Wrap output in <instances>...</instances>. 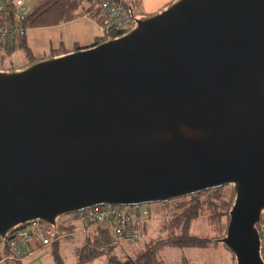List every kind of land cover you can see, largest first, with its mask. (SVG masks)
Returning a JSON list of instances; mask_svg holds the SVG:
<instances>
[{
	"label": "water",
	"instance_id": "95a60500",
	"mask_svg": "<svg viewBox=\"0 0 264 264\" xmlns=\"http://www.w3.org/2000/svg\"><path fill=\"white\" fill-rule=\"evenodd\" d=\"M225 186L219 241L264 264V0H172L112 39L0 68V239Z\"/></svg>",
	"mask_w": 264,
	"mask_h": 264
},
{
	"label": "trees",
	"instance_id": "16d2710c",
	"mask_svg": "<svg viewBox=\"0 0 264 264\" xmlns=\"http://www.w3.org/2000/svg\"><path fill=\"white\" fill-rule=\"evenodd\" d=\"M14 0H8L2 10H0V25H7L14 21L16 13L14 11ZM33 2L32 8L22 19L24 33L13 38L0 37V61L3 58L11 57L17 51L24 52L29 59V63L37 58L28 44L26 31L34 28L54 27L66 22L73 21L85 15H90L99 23L103 19V13L98 8V4L103 0H30ZM125 11H129L135 17L133 7L122 0H113ZM4 2V1H3ZM26 2V1H25ZM129 29L114 34L119 36ZM105 41L101 35L96 38L92 45ZM81 47L76 45L71 51ZM69 52L63 46L51 51L49 56L59 55ZM1 68V67H0ZM232 190L229 186L206 190L191 196L171 200L163 204V221L158 228V235L144 241L142 248L138 243L145 239L151 226V220L144 227L142 238L135 243H127L130 248L110 245L113 240L112 229L109 225L95 222L79 223L83 225L81 229L86 232L84 243L76 249L77 261L73 264H89L97 259H104L105 264H165L159 253L166 247L178 248H219L223 246L220 239L225 236L228 215L231 209ZM152 215V212H151ZM203 220L211 228V234L200 236L192 232L193 222ZM91 227V228H90ZM60 235L70 236L78 232L76 224H69L59 221L55 229ZM60 239L53 245H56ZM110 245V246H109ZM136 246V247H135ZM43 247V246H42ZM41 247V248H42ZM37 247L35 248V250ZM7 250H0V264H8L6 259ZM55 264H71L58 255L54 254ZM9 264H22L21 261H11Z\"/></svg>",
	"mask_w": 264,
	"mask_h": 264
},
{
	"label": "built area",
	"instance_id": "2783aa9c",
	"mask_svg": "<svg viewBox=\"0 0 264 264\" xmlns=\"http://www.w3.org/2000/svg\"><path fill=\"white\" fill-rule=\"evenodd\" d=\"M13 4L16 18L7 25H0V37L2 38H13L24 33L22 19L29 12L30 7L25 0H14ZM4 5L5 2L1 0L0 10ZM98 8L104 16L98 23L100 35L104 40L114 38L115 33L130 29L135 24L136 17L134 18L133 14L125 11L113 0L101 1ZM151 217V209L147 204L101 205L71 213L60 218L59 221L69 224L95 222L109 225L115 241L127 244L135 243L142 238L144 227ZM257 227L261 238L260 255L264 262V212ZM64 236L52 227L33 224L14 232L7 239H0V250L8 251L6 259L9 261H22L35 251L37 245H52Z\"/></svg>",
	"mask_w": 264,
	"mask_h": 264
},
{
	"label": "rangeland",
	"instance_id": "374dc122",
	"mask_svg": "<svg viewBox=\"0 0 264 264\" xmlns=\"http://www.w3.org/2000/svg\"><path fill=\"white\" fill-rule=\"evenodd\" d=\"M3 1L5 3L8 2V0ZM25 1L26 4L30 8H32L33 2L30 0ZM65 30L66 28H34L27 30V36L30 40L29 43L35 52V56L38 58H42L45 56V54H49V40H52L57 44V42L60 40V33L64 32ZM28 63L29 59L25 56L24 52L17 51L11 57L6 56L5 58H3V61H0V67L2 69L19 68ZM163 204L164 203L147 204L152 212V221L150 224L151 228L145 239L141 240V242L138 243L139 248H142L144 246L145 240L156 237L158 235V228L163 221V212L166 210H164V208L166 207H164ZM75 223H77L79 229L78 233L62 237L56 245L52 244L43 246L40 250L32 253L27 261L23 262L22 264H55V253L62 256L67 263H76L77 256L75 251L84 243L86 239V232L82 231L81 229L83 225L79 224L78 222ZM192 232L200 236H208L211 234V228L207 222L203 220H197L193 222ZM110 245L115 247H119L120 245L121 248L125 249V251L126 248H128V254H133L132 252H130V248L133 247V244L129 246L125 242H118L113 238V240L110 242ZM159 256L164 260L165 264H232V262L234 261L233 257L227 250H225L223 246H220L218 249H215L213 247L207 249L190 247H166L159 253ZM9 263H11V261H9ZM89 264H105V260L97 259Z\"/></svg>",
	"mask_w": 264,
	"mask_h": 264
},
{
	"label": "crops",
	"instance_id": "0c3cea01",
	"mask_svg": "<svg viewBox=\"0 0 264 264\" xmlns=\"http://www.w3.org/2000/svg\"><path fill=\"white\" fill-rule=\"evenodd\" d=\"M122 1L127 2L129 5H131L133 7L134 13L137 14L138 17H141L164 9L172 0H122ZM47 28H66L64 32L60 33V38H59L60 40L57 42V44L56 42L54 43L52 40H49L48 50L50 51V53L52 50L58 49L61 46H63L66 50L69 51L73 50L76 45H79L80 47H88L92 45L96 40V38L100 36L99 24L97 20L92 18L90 15H85L73 21ZM26 37L28 44L30 46L29 43L30 40L29 37L27 36V31H26ZM32 51L33 54L35 55L33 49ZM50 53L45 54L44 57H48ZM82 231H84V229H82ZM36 247L37 249L35 251L40 250L42 246L37 245ZM35 251H33V253ZM30 256L23 259L21 263L27 261V259ZM232 264H235V261H233Z\"/></svg>",
	"mask_w": 264,
	"mask_h": 264
}]
</instances>
